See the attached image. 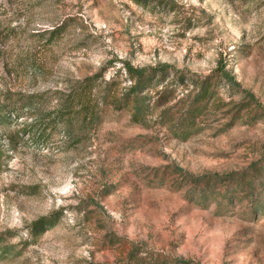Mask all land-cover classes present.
Here are the masks:
<instances>
[{
  "label": "rangeland",
  "instance_id": "1",
  "mask_svg": "<svg viewBox=\"0 0 264 264\" xmlns=\"http://www.w3.org/2000/svg\"><path fill=\"white\" fill-rule=\"evenodd\" d=\"M121 60L184 75L150 89L168 98L157 115L101 105L73 141L28 132L78 79L121 98ZM0 105V264H128L132 244L165 264H264V0H0ZM180 169L222 179L199 204L204 182Z\"/></svg>",
  "mask_w": 264,
  "mask_h": 264
},
{
  "label": "trees",
  "instance_id": "2",
  "mask_svg": "<svg viewBox=\"0 0 264 264\" xmlns=\"http://www.w3.org/2000/svg\"><path fill=\"white\" fill-rule=\"evenodd\" d=\"M57 31L58 29L56 27L49 30V38H53ZM118 62L122 67H120L117 73H123L129 82L128 87H126L121 93V98L116 99L115 94H113V88L115 87L113 79L103 80L102 75L100 74L78 79L74 82L73 86L68 89L67 93H62L61 96H58L57 107L55 111L52 112V115L51 113H48L44 119L38 121L34 120L28 126V132L34 135L33 137L36 141L43 144L46 143L51 134H54V130H56L57 126H62L63 134L66 138L73 141L74 137L72 132L75 126H79L78 129H80L81 125V129H84L95 127L99 123V106L101 105H110L112 108L124 109L127 112H130V120L134 123L143 124L147 122L148 117L157 115V110L167 103L168 98L162 100L165 93L163 87L158 91H155L152 95L149 91L151 88H154V86L158 84L167 73L175 72L176 74L177 72L166 63L151 67L133 66L122 60ZM220 72L221 73L218 75L219 80H222L223 83L231 87L238 86L237 82L231 75L221 70ZM175 77L178 80H182L184 75L177 73ZM192 82L196 85L199 83V81ZM210 86L211 79H204L199 83V92L195 97L196 103L206 99L208 93H210ZM162 112L164 111H161L160 115ZM8 119V110L0 105V121ZM2 156L3 153L0 151V161ZM180 171L183 173L184 178L189 180V182H193L194 185L204 182L203 185L206 187L201 189L197 195L199 204H202L208 198L209 192L207 189L213 192V184L222 179L221 175L216 174L192 176L181 169ZM211 180H213L214 183L209 185ZM45 224V218H41L32 224L33 230H42L41 228ZM1 240L2 237L0 235V242ZM127 259L129 263L133 262V264H165L164 258L160 260L158 257H152L151 255H148L144 249L135 244H132ZM172 263L184 264L178 258H174Z\"/></svg>",
  "mask_w": 264,
  "mask_h": 264
}]
</instances>
